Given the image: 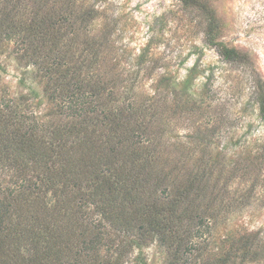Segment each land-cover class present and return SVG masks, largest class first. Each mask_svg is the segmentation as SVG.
<instances>
[{
	"label": "trees",
	"instance_id": "16d2710c",
	"mask_svg": "<svg viewBox=\"0 0 264 264\" xmlns=\"http://www.w3.org/2000/svg\"><path fill=\"white\" fill-rule=\"evenodd\" d=\"M96 15L74 0H0V53L13 42L42 84L7 99L0 88V264H125L151 245L166 252L165 264H188L205 244V217L218 213L201 199L206 171L176 182L164 169L165 124L150 101L157 89L139 100L125 74L103 66L107 37H81ZM213 24L209 42L226 62H243L245 54L214 42ZM41 97L45 114L28 104L39 108ZM256 101L264 119L262 88ZM257 235L240 239L243 261L256 258ZM231 260L227 252L201 264Z\"/></svg>",
	"mask_w": 264,
	"mask_h": 264
},
{
	"label": "rangeland",
	"instance_id": "374dc122",
	"mask_svg": "<svg viewBox=\"0 0 264 264\" xmlns=\"http://www.w3.org/2000/svg\"><path fill=\"white\" fill-rule=\"evenodd\" d=\"M74 5L98 12L80 33L95 42L107 37L103 66L111 74H125L123 86L133 84L139 100L157 89L150 101L158 123L165 124V171L173 168L176 182L206 171L201 199L212 200L218 213L205 217V244L188 264L213 263L227 252L229 264H264V119L256 101V89L264 90V0H74ZM212 22L217 26L214 42L245 54L243 62H226L209 42ZM142 52L144 63L134 78ZM17 55L13 42L0 53V88L6 89V99L28 88L42 89ZM40 99L39 108L36 100L28 104L45 114L49 105ZM254 234L256 258L243 261L238 243ZM136 256L147 264L167 261L166 252L155 245L135 250L125 264H135Z\"/></svg>",
	"mask_w": 264,
	"mask_h": 264
}]
</instances>
